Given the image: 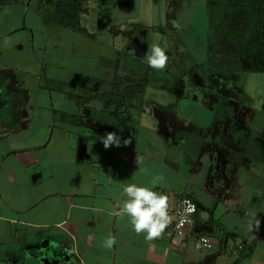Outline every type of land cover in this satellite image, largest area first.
<instances>
[{
  "label": "crops",
  "instance_id": "crops-1",
  "mask_svg": "<svg viewBox=\"0 0 264 264\" xmlns=\"http://www.w3.org/2000/svg\"><path fill=\"white\" fill-rule=\"evenodd\" d=\"M58 1L0 0V264H264V97L237 111L153 86L151 68L122 64L115 21L89 31L80 6L81 32ZM133 75L147 80L135 96ZM109 131L131 142L105 149ZM129 182L168 195L160 237L115 214ZM184 196L197 209L179 235Z\"/></svg>",
  "mask_w": 264,
  "mask_h": 264
},
{
  "label": "rangeland",
  "instance_id": "rangeland-1",
  "mask_svg": "<svg viewBox=\"0 0 264 264\" xmlns=\"http://www.w3.org/2000/svg\"><path fill=\"white\" fill-rule=\"evenodd\" d=\"M77 1L88 13V22H82L87 30H99L95 26L99 16L111 18L117 23L123 39L121 62L133 70L146 68L143 56L151 44L159 43L166 47L169 57L166 67L163 70L151 69L153 74L148 81L153 86L161 84L171 87L174 93L190 94L210 102L226 96L237 111L244 108L241 103L261 101L264 97V72L232 71L220 75L208 72L209 57L214 61L224 57L228 61L235 54L207 49L209 29L206 0ZM121 1H126V5H120L123 4ZM132 81L144 88L147 80L145 75L142 78L133 75ZM166 97L162 95V99ZM176 106L179 112L187 114H192L193 109L198 108V105L195 107L193 103L181 98H177Z\"/></svg>",
  "mask_w": 264,
  "mask_h": 264
},
{
  "label": "trees",
  "instance_id": "trees-1",
  "mask_svg": "<svg viewBox=\"0 0 264 264\" xmlns=\"http://www.w3.org/2000/svg\"><path fill=\"white\" fill-rule=\"evenodd\" d=\"M206 2L209 29L207 49L235 54L228 61L224 57L220 61L209 57L208 72L215 75L232 71L264 72V0ZM55 6L63 25L86 32L79 22L81 8L77 0H59ZM130 87L133 96L143 92L141 85L132 84ZM191 97L197 99L196 96Z\"/></svg>",
  "mask_w": 264,
  "mask_h": 264
},
{
  "label": "clouds",
  "instance_id": "clouds-1",
  "mask_svg": "<svg viewBox=\"0 0 264 264\" xmlns=\"http://www.w3.org/2000/svg\"><path fill=\"white\" fill-rule=\"evenodd\" d=\"M144 62L151 69L163 70L169 60L166 47L159 43H153L143 56ZM105 149L120 147L131 142L130 138H124L114 131L106 132L100 136ZM122 201L114 206L116 215H126L136 234H144L146 240L160 237L171 223L169 215V197L166 193L156 191L152 186L129 182L123 185L121 190ZM251 227V226H250ZM258 227V225H257ZM115 244V238L108 236L105 245L111 248Z\"/></svg>",
  "mask_w": 264,
  "mask_h": 264
},
{
  "label": "built area",
  "instance_id": "built-area-1",
  "mask_svg": "<svg viewBox=\"0 0 264 264\" xmlns=\"http://www.w3.org/2000/svg\"><path fill=\"white\" fill-rule=\"evenodd\" d=\"M196 209V204L192 198L184 196L180 199L179 206L175 211L176 220L174 223V229L177 234L185 235L186 233H190V226ZM195 244L197 247L207 246L208 239L201 236L196 239Z\"/></svg>",
  "mask_w": 264,
  "mask_h": 264
}]
</instances>
